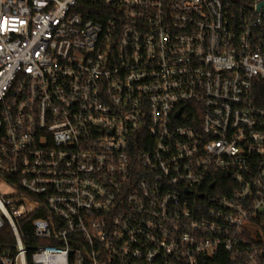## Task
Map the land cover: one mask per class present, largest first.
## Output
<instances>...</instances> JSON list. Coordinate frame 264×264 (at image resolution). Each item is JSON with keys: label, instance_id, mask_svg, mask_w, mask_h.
<instances>
[{"label": "built area", "instance_id": "obj_1", "mask_svg": "<svg viewBox=\"0 0 264 264\" xmlns=\"http://www.w3.org/2000/svg\"><path fill=\"white\" fill-rule=\"evenodd\" d=\"M0 264H264V0H0Z\"/></svg>", "mask_w": 264, "mask_h": 264}, {"label": "trees", "instance_id": "obj_2", "mask_svg": "<svg viewBox=\"0 0 264 264\" xmlns=\"http://www.w3.org/2000/svg\"><path fill=\"white\" fill-rule=\"evenodd\" d=\"M29 234H30V236H31V234H32V228H31V226L30 227H28L27 228V230H26ZM33 239L30 237V238H27L26 240H25V244L32 250L34 247H33Z\"/></svg>", "mask_w": 264, "mask_h": 264}]
</instances>
